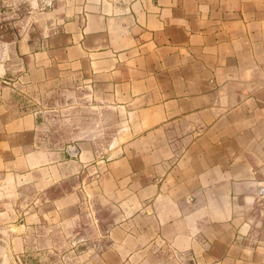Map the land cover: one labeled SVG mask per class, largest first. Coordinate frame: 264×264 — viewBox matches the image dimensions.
Segmentation results:
<instances>
[{
	"label": "crops",
	"instance_id": "1",
	"mask_svg": "<svg viewBox=\"0 0 264 264\" xmlns=\"http://www.w3.org/2000/svg\"><path fill=\"white\" fill-rule=\"evenodd\" d=\"M25 4L0 66L8 238L103 264H264V0Z\"/></svg>",
	"mask_w": 264,
	"mask_h": 264
},
{
	"label": "rangeland",
	"instance_id": "2",
	"mask_svg": "<svg viewBox=\"0 0 264 264\" xmlns=\"http://www.w3.org/2000/svg\"><path fill=\"white\" fill-rule=\"evenodd\" d=\"M19 0H0V66H3L6 62H10L9 50L14 48L15 42L18 39V32L26 33L30 23L27 20L21 21L22 17L18 19L16 14L18 10H23L27 13L29 7L25 4L24 7H18L17 2ZM38 24V23H36ZM20 37V35H19ZM2 74L3 71L1 70ZM9 72L7 71V74ZM0 74V76H1ZM10 76V73H9ZM22 99L27 100L30 96L26 92H21ZM19 99V96H15ZM36 105H40L42 108L56 109L55 117L59 114V108L62 106L58 102L40 101L35 102ZM65 103H63L64 106ZM67 109L61 108L65 111L66 117L69 120L74 119L73 113L74 103L65 104ZM58 126V120L55 121ZM5 202L11 203L13 207H17L18 203L14 199H7ZM14 202V203H13ZM0 198V208L1 206ZM7 225L0 220V264H103L101 262L91 261V252H93L92 246H76L74 244L70 246H56L52 247L49 251H29L27 246L21 247L10 238H8ZM175 264V263H174ZM178 264H185L178 261Z\"/></svg>",
	"mask_w": 264,
	"mask_h": 264
},
{
	"label": "water",
	"instance_id": "3",
	"mask_svg": "<svg viewBox=\"0 0 264 264\" xmlns=\"http://www.w3.org/2000/svg\"><path fill=\"white\" fill-rule=\"evenodd\" d=\"M67 151L71 156H76L77 155V149L74 146H69Z\"/></svg>",
	"mask_w": 264,
	"mask_h": 264
}]
</instances>
